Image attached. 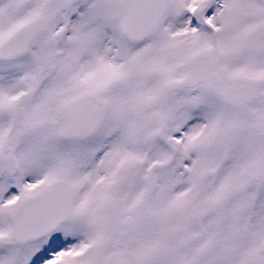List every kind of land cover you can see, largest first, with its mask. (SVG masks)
I'll list each match as a JSON object with an SVG mask.
<instances>
[{"label": "snow or ice", "instance_id": "6c2138e0", "mask_svg": "<svg viewBox=\"0 0 264 264\" xmlns=\"http://www.w3.org/2000/svg\"><path fill=\"white\" fill-rule=\"evenodd\" d=\"M0 264H264V0H0Z\"/></svg>", "mask_w": 264, "mask_h": 264}]
</instances>
